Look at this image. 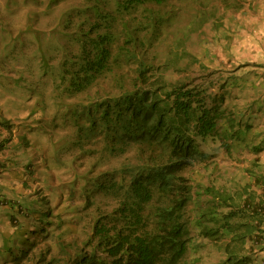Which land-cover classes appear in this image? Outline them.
<instances>
[{
	"label": "rangeland",
	"instance_id": "obj_1",
	"mask_svg": "<svg viewBox=\"0 0 264 264\" xmlns=\"http://www.w3.org/2000/svg\"><path fill=\"white\" fill-rule=\"evenodd\" d=\"M88 3L90 1L85 0H0V117L5 116L9 121L8 125L0 124V143L5 138L0 152L12 156L16 153L20 162H15L14 166L27 169L25 191L38 196L41 185L53 203V200H63L62 204L61 200L56 203L57 208L63 210L65 234L61 236L64 240L89 233L87 228L81 230L82 222L72 227L69 221L87 219L85 210L74 209L81 200L73 193V182L77 183V189L79 185L90 189V182L104 173L115 174L118 179L125 161L134 157L136 151L133 148L135 151L127 149L122 154H112L103 149L100 137H92L79 146L78 125H75L86 124L84 115L76 110L88 99L113 97L131 87L136 76V60L125 58L126 50L119 51L110 58V69L80 92L67 91L68 82H62L58 78H63L62 73H55L51 66L59 60H67L69 66L81 40L96 34L89 32V16L94 9L87 7ZM153 7L163 15L166 13L162 22L170 21V25L146 43L147 46H137L138 56L154 67L165 66L160 73L165 84L187 82L189 87H203L205 93H209L208 89L218 92L225 83L227 111L234 117L231 123H238L232 127L233 143L228 142V146L224 141L219 143V138L197 140L200 148L212 153L211 161L194 164L184 175L199 189L213 183L210 176L214 174L221 176V182L229 183L224 176L231 171L241 174L242 167L251 165L249 150H255L246 144L255 142L256 134L264 127V0H167L159 8ZM137 14L136 19H141L140 11ZM150 19L154 23L158 21L152 15ZM128 20L132 27L139 24L137 20ZM116 27L123 30L124 23L116 21ZM229 76L240 79L235 81L230 77L226 82ZM247 119L252 125L245 128ZM5 169L10 171L9 164ZM238 180L243 181L244 176L241 174ZM6 192L13 195L11 190ZM71 193L73 198H67ZM105 199L101 201L114 203ZM97 201L101 203L100 196ZM67 203L73 205L65 209ZM198 206L196 200L188 204V218ZM101 207L104 210L105 205ZM86 212L90 214L89 210ZM46 220L33 217L23 236L12 244V251L22 247L21 252L32 251L39 243L37 233H46L40 227L45 226L41 222L46 223ZM3 224L0 221V230ZM190 235L193 240L183 264L222 262L219 242H226L228 231L223 232L218 243L200 236L194 228H190ZM32 236L37 237L35 241ZM53 237L30 251L29 258L21 264H32L38 250L56 243L57 235ZM0 244H3L1 236ZM10 259L1 264L9 263Z\"/></svg>",
	"mask_w": 264,
	"mask_h": 264
},
{
	"label": "trees",
	"instance_id": "obj_2",
	"mask_svg": "<svg viewBox=\"0 0 264 264\" xmlns=\"http://www.w3.org/2000/svg\"><path fill=\"white\" fill-rule=\"evenodd\" d=\"M146 1L161 4L167 0H124L123 3L128 7ZM98 15L94 11L89 16V32L96 34L90 39L81 40L79 50L71 56L70 65L68 66L67 60L51 64L55 73H62L63 78H58L62 82H68L67 91L80 92L90 86L103 72L110 69V58L119 51L126 50L125 58H135L134 52L121 42L122 35L117 31L116 25L102 22ZM149 67L139 61L132 88L105 102L88 99L76 110V113L79 110L87 119L86 125L78 127L79 146L92 137H100L104 142V150L122 154L127 149L134 148L136 159L131 164L126 163L128 165L124 167L129 173L127 179L116 181L104 173L90 182V189H86L85 185H79L77 189V183L73 182V193L81 200L74 209L81 208L87 215L84 222L80 218L82 223L79 226L81 230L92 226L94 238L98 247L104 249L105 256L89 259L79 256L68 264H182L190 239L188 225L192 218L194 226L200 228L199 235L203 237H216L221 231L231 232L232 227L238 231V235L244 227L243 233L237 238L240 247L243 246L245 237L252 232V226L244 221L231 225L228 219L232 212L221 214V218L216 216L213 201L216 198L212 195L215 188L204 189L208 197L201 199L200 190L193 189L183 175L186 169L207 157L198 148L195 139L211 135L220 137V130L227 131V122H223L220 130L218 129V122L222 118L219 114L220 104L214 102L208 105V96H202L199 90L187 88L184 84H174L167 89L159 80L149 77ZM232 125L233 122L229 126ZM229 129L232 131V128ZM256 135V143H252V148L262 151L260 148L264 145V138L261 139L259 131ZM258 161L255 157L250 170L253 180L264 189V173L261 174L262 171L257 169V165H260ZM244 188L249 193H242L243 206H249L245 194L248 193L251 197L253 191L249 186ZM262 192L264 194V190ZM98 196L101 203L97 201ZM107 196L114 203L101 201L106 200ZM11 197L0 190V205L18 207L27 216L38 217L40 221L47 219L46 223L41 222L45 225H52V218L58 222L57 237L63 235L62 211L40 214L37 208L27 205L24 207L20 200L10 199ZM68 198H73V194ZM192 199L200 207L194 209L193 215L188 218L186 208ZM205 202L207 204L204 205ZM104 205L102 210L101 206ZM252 208L255 214L261 215L264 201L261 205L251 206V210ZM7 210L8 207L5 211ZM88 210L89 215L86 212ZM243 211L242 209L241 212ZM76 219L69 220L72 227H75ZM11 234L8 232L4 237L0 234L3 241L0 244V260L5 259L2 262L11 254L5 256L11 249L7 248V244L13 239ZM254 238L260 239V236L254 235ZM60 249H63L62 246ZM37 254L35 261L38 264L43 262L47 253L39 251ZM232 254L231 251L229 255ZM15 257L14 261L18 264L28 257V253L21 252L15 254ZM246 258H236L235 264H242Z\"/></svg>",
	"mask_w": 264,
	"mask_h": 264
},
{
	"label": "clouds",
	"instance_id": "obj_3",
	"mask_svg": "<svg viewBox=\"0 0 264 264\" xmlns=\"http://www.w3.org/2000/svg\"><path fill=\"white\" fill-rule=\"evenodd\" d=\"M123 1L124 0H90V3L93 2V4L90 5V3H88L86 6L91 8V9H94V11H97L99 14L98 16L100 18H102V20H103L102 22H104V23L116 25V21H119V20H121L124 23V29L121 30L120 28H117V31L122 36H124L122 39L120 38L121 42H124L125 44H127L128 48L134 49L131 51L134 52L135 58L134 59L129 58V59L136 60V63H138L139 61H142L144 64H147L148 66H150L149 67V71H150L149 77L152 80H159V83L160 82L163 83L167 87V89L170 88L174 84H184V86L186 85L187 88H190L193 90L199 89L200 95H202V96L206 95L209 97V99L207 100L208 105H211L214 102H217L220 104L221 113H219V114L222 115L221 116L222 118L218 122V129L220 130V127L222 126L223 122H227V127H228L227 131H221L220 130V135H221L220 137L219 136L218 137H216V136L212 137V135H211V138H210V136H207L206 138H203V139H200L199 137H197L195 139L196 142H197V140H202V141L208 140V139L218 140V138H219V140H218L219 143L221 141H224V143H228V142L233 143L232 138H231V134H230L231 130L229 128L236 127L237 124L233 123L232 126H229V125H231V120H233L234 117L229 115V112L227 111L229 106H228V104H225V94L226 93H224V91H223V86L225 83L222 84V86L220 87L218 92H216L215 90L211 91L210 89H208L209 93H205V91L203 90V87L198 88V89L196 87H194V88L189 87V83H187V82H185V83L172 82L170 84H165V81L160 76V73H163L165 66L154 67L152 64H149L144 58L139 57L136 50H135V48L137 46H138V48H143V46H147L148 44H146V43L151 42L154 38L159 36V34H161L164 31V29H166V27H168L170 25V21L165 22V23L162 22L163 16L166 13L163 15L159 11H155L156 9L153 7V6H156L157 8H159L161 5H163L167 1L163 2L161 4L146 1V2H143L141 4H137V5H132V6L129 5L128 7L125 6ZM85 2H87V1L85 0ZM143 4H148V6L147 7L141 6ZM137 11H140L141 19H136V16L138 15ZM150 15H152L154 18H157V20H158L157 23H154L150 19ZM209 17H210L209 20H211L210 14H209ZM128 19L137 20V21H139V24L132 27V26H130V22ZM138 31H140V34H137ZM123 32H127L128 34H124ZM147 33H149L148 36H147ZM245 62H248V61H245ZM241 63H243V62H241ZM243 65H245V64H243ZM136 67H137V64H136ZM104 73L105 72H103L102 75ZM230 77L234 78L235 81L240 79L237 76H229L226 78V82H227L228 78H230ZM132 87H133V85H131V87H128L125 90H128L129 88H132ZM125 90H123L121 92H124ZM120 93L113 96V97L98 98V99H93V100H96V102L104 100V102H105L106 100H110L114 97H117L118 95H120ZM1 113H3V110H1ZM6 119L7 118L5 116H1L0 117V124L1 125L7 124L6 122H9V121H7ZM83 120H85V122H87V119L85 116H84ZM244 124H246L244 126L245 128H248L252 125L248 119H247V123H244ZM75 125H78V127H79L81 124L75 123ZM81 126L83 127L84 125L82 124ZM232 131H234V130L232 129ZM4 140H5V138L1 139L0 146L4 144V142H3ZM229 143L226 146H228ZM252 143L253 142H249L248 144H246L249 146V149L252 148ZM254 143H256V142H254ZM197 145H198V142H197ZM198 148L207 155L206 158H204L202 161H199V162L204 163L206 161V163H207V160L211 161L210 157L212 156L211 155L212 153L209 150L200 148L199 145H198ZM263 148H264V146H262L260 149H263ZM262 151H260V150L259 151L249 150V152L252 155L251 165L249 167H246V168L242 167L241 174L244 176L243 181L238 180L241 176V174L238 171H231L226 176H224L226 179H228L229 183L221 182V176H219L217 174L210 176V178L212 179L211 181L213 183H206V185L204 186L203 189H199V187L193 186L192 182L189 181L192 184L193 189H197V190L199 189L202 192L201 193L199 191V193L201 194V195H199V198H201V199H205L206 197H208V195L205 193L204 189H206L207 187L208 188H211V187L215 188L212 195L216 198L215 200L213 199L215 207H216L214 209L216 216L221 218L220 217L221 214L227 215L229 212H232V214L229 216V219H228L231 225H233V224L236 225L240 221H244V222H246L252 226L251 227L252 232H251L250 236L245 237L242 247H240L239 240L237 238L239 235H241L243 233L244 227H242L240 229L241 231L238 235H237L238 231H236V229L232 227L231 232L229 231V236L227 237L226 242H223V244L221 242H219V246H220V250H222V258H223V260L220 264H235V259L241 258V257H247L242 264H256L253 261L258 258V255H259L258 252L261 251L260 249H258V242H259V240L263 239V234H264V229L262 228V225L264 226V224H263L264 223V211H262L261 215H257L253 212V208L251 210L252 205L249 202V194H248L249 190L244 188V187L249 186L250 189L253 190L255 187L259 186L253 180V175H252V171L250 170V168L253 167L252 161L254 160L255 157H257L259 159L258 162L260 163V165H257V169H259L261 171L264 169V167H263L264 162H262L260 160V158L258 157L259 153H261ZM0 157L3 158V160L0 159V190L2 192H4L8 197H11V196L9 194H7L6 190H11V192H13V195L10 199L17 198L18 200H20V202L22 203V205L24 207H25V205L30 206V207L33 206L35 209L36 208L38 209L40 214H44L46 212V214L48 215L51 211L53 213H56L57 211L63 212V210H60L59 207L57 208L58 201L61 200V204H62L63 200L58 199V200H56L57 203L55 200H53L54 201V203H53L52 199L44 191V189H43L44 186H41V185L39 186L40 195H38V196H34L33 194H30L31 193L30 190H29L30 193L27 192L28 190L25 191V189H27L26 188L27 179H26L24 174L27 173V169L25 168V166H14L15 162H20L19 157L16 155V153H15V155L12 156L10 153L9 154H3L2 152H0ZM11 157H12V161H11ZM135 159H136V152H135L134 157L129 158L128 160L125 161V165L122 166V168H121L122 171H121V173H119L118 179L115 177V174H110L107 177L114 178V180H116V181H121L122 179L123 180L127 179L129 173L124 170V167L127 166L128 164L135 162L134 161ZM126 163H128V164H126ZM6 164H9V166H10L9 172H7L5 169ZM188 169H186V170H188ZM21 170H23V172H21ZM31 171H33V170H31ZM184 172H183V175H184ZM22 175H24L23 179L21 178ZM231 180H233V181H231ZM17 185H19L18 188H16ZM49 189H50V187L48 186V190ZM257 190H258L257 193L260 195L262 194L261 196L264 197V194L262 192L264 189H257ZM243 192H248L245 194V197L247 198L248 203L250 204L249 206H243V203H244V201H242V193ZM25 193H27L29 195H24ZM253 195H254V193L252 194V196ZM107 198L111 199L110 196H107ZM221 198H225V200L222 201ZM192 201H195V200L192 199L190 202H192ZM263 201H264V198L262 199V202ZM70 205H71V203L70 204L67 203L65 206V209L69 208ZM7 207L9 208V210L5 211V209ZM242 209L244 210L243 212H241ZM248 212H250L249 216H248ZM36 215H38V214H36ZM32 218L33 217H31V216H27V213L18 207H14V208L12 207L11 208L9 206V204L0 205V221L4 222V224L1 226L2 230H0V234L4 237L5 234H7L8 232H11L12 233L11 235L13 236V239L10 241V245H7V248L11 247V249L8 248L10 250V252H8L5 255L7 257L11 253L9 255L10 256L9 258H11L10 262L7 264H10V263L16 264V262L14 261L16 258L15 254L18 255L21 252V250H23V247L21 250L12 251V244L16 242L17 237L23 236V231L27 227L28 222L31 221ZM193 220H194V218H193ZM192 221L190 220L189 225H188V228H189L188 236L190 237V239H189V243L187 246V251L190 248L191 241L193 240V237L190 235V228L196 229L198 234H199V230H200L199 227L194 226V224L192 225ZM50 222H52V225L49 224V225H45V226L44 225L40 226L42 228V231H45L46 233L45 234H40L39 232L37 233V237H39V240H38L39 243L35 246V248H33L32 251H31V249L28 250V252H27L28 257H25L24 260L28 259L29 255L33 251H35V249L38 246H40V244L47 242L48 237H50L51 239H54L53 236H55V238H56V234H57V230H58V226H57L58 222L53 221L52 218L50 219ZM53 222L55 225H53ZM80 222H82L81 219L78 222H76V224H78ZM210 224H213V223L210 222ZM256 226H257V229H256ZM88 229H89V233L86 234L84 237H80V238L73 237L72 239L64 240V238L60 235L59 238L58 237L56 238V243L52 246L49 245V247L46 248L47 250L43 249V248L42 249L39 248L40 250H38V252L39 251H42V252L46 251L47 254H46L43 262H40L38 264H43V263L44 264H68L69 262H71L72 260H75L79 256H83L82 259H89L92 257L94 258L95 256L96 257L105 256L104 249L102 247H100V248L98 247L96 238H94L95 235H93L92 226L88 227L87 230ZM223 232L224 231H221L220 233L216 234V237L213 236L212 238H209V237H205V238H208V239L214 241L215 243H218V240H219V238L222 237ZM62 234L63 235L65 234L64 231H62ZM254 235L260 236V239H255ZM37 237L32 236L33 241H35V239ZM255 245H256V249H257L256 252L258 253L256 257L253 256V252H252L253 247ZM60 246H62V248H63L62 250L60 249ZM30 251H31V253H30ZM187 251H186V253H187ZM231 251L233 252V254L229 255ZM37 253L35 254V256L32 259V261L34 260L32 264H37V262L35 261V258L38 256ZM186 253H185V255H186ZM3 260H5V259L2 258L0 260V264ZM21 262H19L18 264H21ZM2 263H4V262H2ZM182 264H183V260H182Z\"/></svg>",
	"mask_w": 264,
	"mask_h": 264
},
{
	"label": "crops",
	"instance_id": "obj_4",
	"mask_svg": "<svg viewBox=\"0 0 264 264\" xmlns=\"http://www.w3.org/2000/svg\"><path fill=\"white\" fill-rule=\"evenodd\" d=\"M262 130V131H261ZM261 130H259V132H260V134H262V138L261 139H263L264 138V127L263 128H261ZM264 146V145H263ZM264 149V148H263ZM258 157L260 158V160L262 161V162H264V150L261 152V153H259V155H258ZM264 173V169L262 170V172H261V174H263ZM257 189H262V187H261V185H259V186H257V187H255L252 191H253V193H254V195L253 196H251V197H249V202H250V204L252 205V206H254L255 204L256 205H261L262 204V199H263V197L260 195V194H258L257 192H258V190ZM264 224V223H263ZM262 228L264 229V226L262 225ZM258 249H260L261 251L260 252H258L259 253V255H258V258L256 259V260H254L253 262H255L256 264H264V234H263V239L262 240H259V242H258ZM256 245L253 247V250H252V252H253V256H257V252H256Z\"/></svg>",
	"mask_w": 264,
	"mask_h": 264
}]
</instances>
